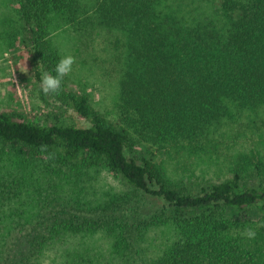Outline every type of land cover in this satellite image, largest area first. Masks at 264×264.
<instances>
[{
	"label": "trees",
	"instance_id": "obj_1",
	"mask_svg": "<svg viewBox=\"0 0 264 264\" xmlns=\"http://www.w3.org/2000/svg\"><path fill=\"white\" fill-rule=\"evenodd\" d=\"M12 1L9 32L30 49L38 82L42 70L55 75L60 59L52 31L109 46L119 128L66 91L64 78L56 96L87 126L0 112V264H38L57 244L63 264H264L263 166L181 189L132 143L198 152L242 113L264 109V0ZM96 168L123 182L121 197L105 204L76 196L71 177L77 183ZM155 227L171 241L151 256L139 237ZM98 234L108 238L106 253L82 241L68 246Z\"/></svg>",
	"mask_w": 264,
	"mask_h": 264
},
{
	"label": "rangeland",
	"instance_id": "obj_2",
	"mask_svg": "<svg viewBox=\"0 0 264 264\" xmlns=\"http://www.w3.org/2000/svg\"><path fill=\"white\" fill-rule=\"evenodd\" d=\"M13 17L14 2L0 0V112H14L32 122L51 121L54 117L63 115L64 119L76 126H87L88 121L68 107L66 100L63 99L68 106L56 94L45 95L40 91L30 49L22 44L19 33L9 32L12 24L8 20ZM48 40L52 51L59 58L65 55L75 58L72 72L64 77L66 91L79 97L85 96L91 109L119 128L116 108L119 73L116 62L110 57L109 46L98 39L81 43L71 33L60 30L52 31ZM44 71L46 70H42ZM218 140L210 148L198 152L156 151L144 148L143 144L136 141L132 143L137 157L144 156L152 160L163 169L173 185L181 189H200L208 183L228 178L233 170L249 168L251 172L255 164L264 167V109L256 114L242 113L231 124L226 136ZM83 174L77 183L71 177L74 184L72 188L81 201L106 204L118 199L126 191L123 182L106 170L96 168ZM255 179L259 180L258 177ZM149 207L151 208L150 205ZM248 218L255 222L260 219V215L254 212ZM139 240L140 248L152 256L153 252H159L171 241V233L164 228L155 227L144 230ZM81 241L82 247H88L92 251L106 253L110 248L108 238L99 234L83 240L73 238L68 246ZM60 249L62 252L63 249L57 244L44 251L38 264H63V260L59 258Z\"/></svg>",
	"mask_w": 264,
	"mask_h": 264
},
{
	"label": "clouds",
	"instance_id": "obj_3",
	"mask_svg": "<svg viewBox=\"0 0 264 264\" xmlns=\"http://www.w3.org/2000/svg\"><path fill=\"white\" fill-rule=\"evenodd\" d=\"M74 63V56L65 55L55 64L53 69L55 75L47 71L42 72L39 80L40 91L45 95L58 94L61 90L63 78L72 72ZM244 235L248 240H253L256 237V231L249 228Z\"/></svg>",
	"mask_w": 264,
	"mask_h": 264
}]
</instances>
